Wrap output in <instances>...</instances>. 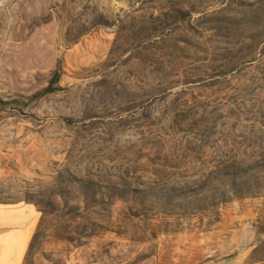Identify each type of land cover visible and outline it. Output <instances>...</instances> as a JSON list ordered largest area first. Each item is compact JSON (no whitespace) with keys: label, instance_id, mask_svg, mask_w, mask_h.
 Segmentation results:
<instances>
[{"label":"rangeland","instance_id":"374dc122","mask_svg":"<svg viewBox=\"0 0 264 264\" xmlns=\"http://www.w3.org/2000/svg\"><path fill=\"white\" fill-rule=\"evenodd\" d=\"M16 200L23 264H264V0H0Z\"/></svg>","mask_w":264,"mask_h":264},{"label":"crops","instance_id":"0c3cea01","mask_svg":"<svg viewBox=\"0 0 264 264\" xmlns=\"http://www.w3.org/2000/svg\"><path fill=\"white\" fill-rule=\"evenodd\" d=\"M31 201H0V264H23L38 222Z\"/></svg>","mask_w":264,"mask_h":264},{"label":"trees","instance_id":"16d2710c","mask_svg":"<svg viewBox=\"0 0 264 264\" xmlns=\"http://www.w3.org/2000/svg\"><path fill=\"white\" fill-rule=\"evenodd\" d=\"M56 78H57V76L54 74V75L52 76V80H56ZM51 88H52V87L49 85L48 87L45 88V90H52Z\"/></svg>","mask_w":264,"mask_h":264}]
</instances>
